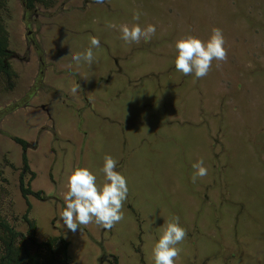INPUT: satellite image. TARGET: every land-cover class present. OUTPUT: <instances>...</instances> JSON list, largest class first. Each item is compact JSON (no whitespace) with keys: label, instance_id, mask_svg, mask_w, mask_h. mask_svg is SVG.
<instances>
[{"label":"rangeland","instance_id":"374dc122","mask_svg":"<svg viewBox=\"0 0 264 264\" xmlns=\"http://www.w3.org/2000/svg\"><path fill=\"white\" fill-rule=\"evenodd\" d=\"M6 1L0 22L22 55V0ZM66 1L35 3L31 17L58 76L50 72L34 93L43 108L16 109L0 125V219L18 233L14 246H25L19 258L61 264L63 240L68 264H154L153 247L178 216L187 234L176 264H264V0H104L108 9L99 0L84 11V0ZM60 5L74 11L65 17ZM137 23L156 31L122 40L121 26ZM214 28L226 59L201 78L177 71L176 41H207ZM93 36L101 46L92 61H73ZM28 52V63L8 61L23 93L37 71ZM5 80L0 73V88ZM21 93L1 94L0 110ZM105 155L123 161V218L109 230L92 222L72 232L60 220L68 178L87 167L102 186ZM201 159L207 175L193 181ZM21 184L41 198H24Z\"/></svg>","mask_w":264,"mask_h":264},{"label":"clouds","instance_id":"9594fccd","mask_svg":"<svg viewBox=\"0 0 264 264\" xmlns=\"http://www.w3.org/2000/svg\"><path fill=\"white\" fill-rule=\"evenodd\" d=\"M133 19L139 20V13L134 14ZM155 31V25H148L146 28H142L138 23L131 28L123 25L121 39L125 42L138 41L142 36L148 39L149 34H154ZM224 45L225 39L218 28L212 29L207 41L191 35L181 38L175 44V69L185 75L191 73L196 78L204 77L214 59H226L227 50ZM100 46V40L93 36L90 47L84 52L73 53L71 58L77 63L82 60L90 63L93 59V48ZM192 167L195 169L193 181L196 177L207 175L208 169L202 159L193 163ZM116 168L117 161L111 155H105L101 168L104 174L102 186L97 184V175L90 168L78 167L73 170L68 178V191L65 193L64 206L60 213V220L68 230L76 232L81 225L92 222L109 230L122 220L121 209L129 189L127 178ZM186 234V229L180 225L179 217L174 216L153 247L154 264H176L175 258L181 251L177 245L185 239Z\"/></svg>","mask_w":264,"mask_h":264},{"label":"flooded vegetation","instance_id":"af4514ba","mask_svg":"<svg viewBox=\"0 0 264 264\" xmlns=\"http://www.w3.org/2000/svg\"><path fill=\"white\" fill-rule=\"evenodd\" d=\"M67 1H71V0H67ZM66 1V2H67ZM85 2L80 5V9L81 10H85L87 8H89L87 5L92 4V5H98L99 2L97 0H84ZM5 2H7L6 0H0V11L3 10L5 8ZM104 3V5L106 6V8L108 9V6L105 4L104 0H101L100 4ZM29 6V2H26V0H22V19L21 21L23 22V29H24V53L21 55L19 53H17L14 49H11V47L9 46V43L11 41V37L8 35V32L6 31L3 21L0 22L1 26H2V30L4 31V33L0 32V38L2 34H5L4 38L0 39V73L4 74L6 76V80H5V87L4 88H0V95H4L5 92H10L12 93L17 92V93H21V95L17 96L14 101L12 103H10L9 105H6L5 107H3V109L0 110V125L4 119V117L9 114L10 112L16 110V109H20V108H35L37 105H40L41 108H43L44 104L43 102L38 103L39 101H36V103H34L35 101V96L34 93L35 91H38L41 89V87H47L46 86V76L49 77V74L51 72V74L54 75V79L56 80V78H58V76H55V73L52 69H49V67H54V63L53 62H49L47 61V54L45 53V49L43 46V43H41V41L39 40L40 38V23H37L35 21L34 18L32 17V13L35 12V9H27L26 7ZM77 10L79 9L78 7H76ZM56 12H61L63 16L66 17V14L69 13L70 11H74L73 7H68L67 9H64L61 5L59 7H56L54 9ZM95 18V16L93 17ZM1 19V17H0ZM39 22V21H38ZM68 25H72V20H68ZM93 23V22H92ZM79 25V24H77ZM81 25H79V27L77 29H80ZM87 31H91L90 29H88ZM92 38V37H91ZM5 40H6V44H5ZM29 48L34 51V54L36 56V64H37V71L36 74L34 75L35 77L32 79V83H30V85L28 86V88L26 89V91L23 93V86L22 88L18 89V85L16 84L14 86V80L18 81L19 80V71L13 66V64H9L8 61L10 59H13V61H16L17 63H20V61H22L23 63H28L31 61V54L28 52ZM69 52V51H67ZM57 53H60L59 50L57 51ZM22 70L23 68L20 67ZM19 68V70H21ZM31 72V71H30ZM27 72V73H30ZM72 73V72H70ZM13 80V81H11ZM9 81H11V83L9 84ZM19 84V83H18ZM34 89V90H33ZM44 110V109H43ZM4 132L1 130L0 128V134H3ZM7 134V133H6ZM5 135V134H4ZM17 138L13 137V140H15ZM18 143V142H17ZM25 143V142H24ZM19 144V143H18ZM123 162V161H122ZM122 162L120 161V163H117V167L116 170H121V166L123 165ZM126 177V176H125ZM179 258V257H177ZM176 259V258H175ZM179 262V260L177 261Z\"/></svg>","mask_w":264,"mask_h":264},{"label":"trees","instance_id":"16d2710c","mask_svg":"<svg viewBox=\"0 0 264 264\" xmlns=\"http://www.w3.org/2000/svg\"><path fill=\"white\" fill-rule=\"evenodd\" d=\"M52 1V0H51ZM26 2H29V6H27L26 8L28 9H34V4H42V5H46L47 2H45V0H26ZM0 32L4 33V31L2 30V26L0 24ZM5 34L1 35V38H4ZM0 38V39H1ZM5 44H6V40H5ZM16 142H18L19 144L22 145L23 148H25V143L24 141L20 140V139H15ZM23 163L25 164V158L23 159ZM26 167V166H25ZM21 191H22V195L23 197H27L28 195H34L37 198H41L40 197V192H31L27 187H23V185L21 184ZM30 208V207H29ZM29 211V209H28ZM30 228H33V225H31ZM0 229L2 231V233H0V264H41L38 256L36 254H31L29 255L28 253H26L25 258H19V253L22 251H25V246H22V243H20L21 245L17 244V246H14L15 242H16V238L18 237V233L14 232L9 226L8 224L0 219ZM53 242V244H52ZM60 263L61 264H68V258H67V246L68 243L66 241L60 240ZM22 246V247H20ZM54 246V239L51 240V242H49L46 247H48V249H51L52 253H54V251L52 250Z\"/></svg>","mask_w":264,"mask_h":264}]
</instances>
